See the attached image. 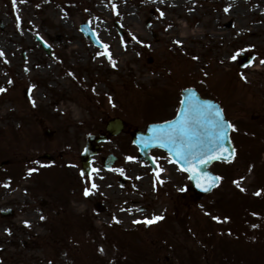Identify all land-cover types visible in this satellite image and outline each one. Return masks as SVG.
Returning <instances> with one entry per match:
<instances>
[{"label":"rangeland","instance_id":"rangeland-1","mask_svg":"<svg viewBox=\"0 0 264 264\" xmlns=\"http://www.w3.org/2000/svg\"><path fill=\"white\" fill-rule=\"evenodd\" d=\"M86 19L102 47L81 31ZM0 50V132L27 117L45 125L33 148L11 151L0 133V264H264V233L251 227L264 225V0H0ZM242 52L256 55L244 68ZM184 86L222 101L237 138L235 160L213 166L220 187L191 203L185 172L158 149L152 168L131 139ZM116 116L124 131L82 176L87 136ZM228 201L251 226L232 230Z\"/></svg>","mask_w":264,"mask_h":264},{"label":"water","instance_id":"water-1","mask_svg":"<svg viewBox=\"0 0 264 264\" xmlns=\"http://www.w3.org/2000/svg\"><path fill=\"white\" fill-rule=\"evenodd\" d=\"M89 24L85 23L82 25V29L85 31L86 35L89 36L91 39H93L94 33L90 30ZM44 45H46L43 41H41ZM193 103H198L201 109V113L204 116L205 123H203L202 128L207 130V135H203L204 144L203 147L199 148L197 150V158L198 159H204L207 162L203 164H197L196 166L199 167L200 172L196 175L195 178H193V174H191V178L193 181V184L196 188H199L203 191H209L215 184H217V181L215 183L212 182V177H216L214 174H212L208 167L214 160L217 159H208L209 156H220L221 151L223 149H227L226 152H224V158H220V160H231L233 155V147L229 139V128L226 131V134L224 135V138L222 140L219 139L220 133L217 129L213 128L211 125V120L213 119V115L219 108L213 104L211 101H205L202 102L196 98H194V95L187 92L184 98V104L182 106V109L179 113L178 118L175 121H170L164 124H152L148 127L147 131L145 133L136 132L134 134V141L136 144L140 147V156L144 159L149 158L148 152L151 148L159 146L163 147L164 149H167L168 152L172 155L174 160L177 162L178 157L175 155L176 149L171 144L168 143H160L159 140L156 138L161 136L163 133H167L171 129H173L177 122H179L184 114H189L191 106ZM220 110V109H219ZM221 111V110H220ZM222 113V112H221ZM195 115V114H192ZM223 116V115H222ZM224 118V117H223ZM225 122H227L224 119ZM111 125L114 123H117L113 130V128H110L111 125L109 124V132L111 134L118 133L121 128L123 127V124L119 120H111ZM197 131H201L200 128L197 129ZM105 136H90L88 139L87 147L82 154V163H83V172L89 173L91 169V155L97 153L100 149L97 142L104 140ZM114 159L113 157H111ZM178 163V162H177ZM182 166L181 163H178ZM207 174L205 176L204 174ZM201 185V186H198ZM207 189V190H206Z\"/></svg>","mask_w":264,"mask_h":264},{"label":"snow or ice","instance_id":"snow-or-ice-1","mask_svg":"<svg viewBox=\"0 0 264 264\" xmlns=\"http://www.w3.org/2000/svg\"><path fill=\"white\" fill-rule=\"evenodd\" d=\"M228 9L225 8V11ZM163 15V13H161ZM177 43H180V41H177ZM105 48H107V45H104ZM3 55V51L0 50V56ZM109 58L111 59L110 55ZM264 62V61H262ZM113 65H115V62L113 61ZM0 91H4V89L0 88ZM195 114V115H192ZM203 123H205V119L203 114L201 113V109L198 103H193L190 109L189 114H184L182 119L177 122V125L168 131L167 133H163L161 136L157 137L156 139L160 141V143H168L171 144L173 147H175L176 152L175 155L178 157V163L182 164V170L191 172L193 174V178L196 177V175L200 172V169L197 164H203L207 161L204 159H198L197 158V150L201 147H203L204 140L203 135H207V130L202 128ZM211 125L213 128L217 129L220 133L219 139L222 140L224 138V135L226 134V131L228 128H233L234 125L227 123L224 121V118L222 116L221 111L218 109L213 115V119L211 120ZM200 128L201 131H197V129ZM227 149H223L221 151L220 156H209L208 159H220L224 158V152H226ZM234 155V150H233ZM128 159H134L133 157H129ZM32 171L31 169L29 170ZM207 176V174H204ZM212 182L215 183L219 177H212ZM201 186V185H198ZM93 188L96 186L93 185ZM207 190V189H206ZM85 195L90 194L89 189H85ZM43 219V217H41ZM162 219V217H156L154 216L151 220L145 218V223H152L156 220ZM218 219V218H214ZM227 219V218H225ZM138 222V221H137ZM26 225H28V221L24 222Z\"/></svg>","mask_w":264,"mask_h":264},{"label":"bare ground","instance_id":"bare-ground-1","mask_svg":"<svg viewBox=\"0 0 264 264\" xmlns=\"http://www.w3.org/2000/svg\"><path fill=\"white\" fill-rule=\"evenodd\" d=\"M179 1L182 2V0ZM186 31L187 29L185 28L184 34L186 33ZM3 63L7 65L8 61L3 60ZM23 122L24 124L16 125L9 121L7 127L1 128V132L5 136V139L7 141L5 143L8 144V148L12 151L17 150L18 147H22V146L33 148L34 147L33 144H35V140H36L35 136L37 135L39 129H43L45 127L43 124L39 122L35 124L29 121L28 118L26 120H23Z\"/></svg>","mask_w":264,"mask_h":264},{"label":"flooded vegetation","instance_id":"flooded-vegetation-1","mask_svg":"<svg viewBox=\"0 0 264 264\" xmlns=\"http://www.w3.org/2000/svg\"><path fill=\"white\" fill-rule=\"evenodd\" d=\"M195 195V194H194ZM197 195V194H196Z\"/></svg>","mask_w":264,"mask_h":264}]
</instances>
